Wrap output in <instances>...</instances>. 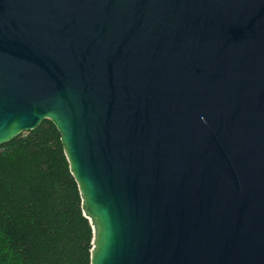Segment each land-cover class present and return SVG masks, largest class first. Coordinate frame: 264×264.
Wrapping results in <instances>:
<instances>
[{
	"label": "water",
	"instance_id": "1",
	"mask_svg": "<svg viewBox=\"0 0 264 264\" xmlns=\"http://www.w3.org/2000/svg\"><path fill=\"white\" fill-rule=\"evenodd\" d=\"M44 119L90 264H264V0H0V145Z\"/></svg>",
	"mask_w": 264,
	"mask_h": 264
},
{
	"label": "trees",
	"instance_id": "2",
	"mask_svg": "<svg viewBox=\"0 0 264 264\" xmlns=\"http://www.w3.org/2000/svg\"><path fill=\"white\" fill-rule=\"evenodd\" d=\"M92 241L56 126L1 144L0 264H90Z\"/></svg>",
	"mask_w": 264,
	"mask_h": 264
}]
</instances>
